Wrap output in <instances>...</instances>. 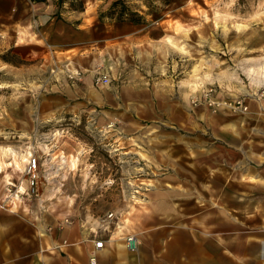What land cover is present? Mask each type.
Wrapping results in <instances>:
<instances>
[{
  "label": "rangeland",
  "instance_id": "obj_1",
  "mask_svg": "<svg viewBox=\"0 0 264 264\" xmlns=\"http://www.w3.org/2000/svg\"><path fill=\"white\" fill-rule=\"evenodd\" d=\"M113 1L0 0V263H15L7 223L55 255L68 228L111 229L109 212L139 243L133 216L166 188L211 226L264 195L245 186L264 167V0H121L144 23L99 21ZM75 44L93 66L71 75Z\"/></svg>",
  "mask_w": 264,
  "mask_h": 264
},
{
  "label": "crops",
  "instance_id": "obj_2",
  "mask_svg": "<svg viewBox=\"0 0 264 264\" xmlns=\"http://www.w3.org/2000/svg\"><path fill=\"white\" fill-rule=\"evenodd\" d=\"M117 29L121 32L124 27L118 26ZM61 53L59 61H63L65 69L71 75L93 66L91 49L75 44ZM53 58L56 59V56ZM84 79L91 82L89 76ZM1 166L0 173L5 174V167ZM252 166L246 167L245 186L248 188L252 181V185H259L264 191V167L254 169ZM253 181H257L256 184ZM165 190L162 197L151 198L148 214H143L142 209L135 212L134 233L138 234L140 242L134 250L128 248L125 240L127 234L118 229L121 220L112 212L115 219L111 229L99 228L98 231L90 229L82 232L73 226L61 232L62 238L70 245L62 246L64 248L56 251L55 255L37 252L35 244L29 245L28 237L15 235L13 228L7 223L6 230L12 236L10 241L7 237L6 248L10 247L12 252V257L8 260L11 259L14 264H35L32 263V258L37 257V264H89L91 256L97 259L98 264H264V195L255 201L247 194L244 205L246 209L241 210L246 215L244 223L238 221V202L235 200L233 204L230 203L229 211L218 206L220 210L228 212L225 224H219L216 220L211 226V222H206L205 209L203 216L199 215L200 211L191 216L189 206H186V210L176 212L178 203L170 197L168 189ZM99 239L103 241V247L95 249L94 241ZM50 240L48 236L44 243L48 244ZM27 248L30 249L26 252Z\"/></svg>",
  "mask_w": 264,
  "mask_h": 264
},
{
  "label": "built area",
  "instance_id": "obj_3",
  "mask_svg": "<svg viewBox=\"0 0 264 264\" xmlns=\"http://www.w3.org/2000/svg\"><path fill=\"white\" fill-rule=\"evenodd\" d=\"M105 81H108L107 78H103ZM39 161L38 158L35 157L34 155H30L26 161V168H25V173L28 176V184L30 188V192L33 195H36V184H37V178H38V170H39ZM115 215L113 213H108L105 216H103L101 222L102 225L108 228V224H112ZM110 226V225H109ZM126 244L130 250H134L138 244V241L135 237L133 236H128L126 238ZM94 247L95 249H100L103 247V241L102 240H95L94 241ZM89 264H97V260L95 257H91L89 259Z\"/></svg>",
  "mask_w": 264,
  "mask_h": 264
},
{
  "label": "trees",
  "instance_id": "obj_4",
  "mask_svg": "<svg viewBox=\"0 0 264 264\" xmlns=\"http://www.w3.org/2000/svg\"><path fill=\"white\" fill-rule=\"evenodd\" d=\"M170 0L163 1V4L168 5ZM73 10H83V4L79 8H73ZM104 18L113 19L115 21H129L134 24L144 23L145 17L139 12L130 9L121 0H115L111 3L109 8L99 14V21Z\"/></svg>",
  "mask_w": 264,
  "mask_h": 264
}]
</instances>
